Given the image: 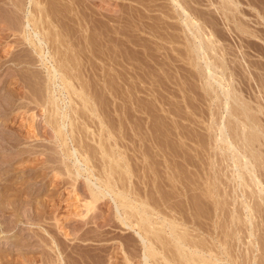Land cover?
I'll use <instances>...</instances> for the list:
<instances>
[{
	"label": "rangeland",
	"instance_id": "374dc122",
	"mask_svg": "<svg viewBox=\"0 0 264 264\" xmlns=\"http://www.w3.org/2000/svg\"><path fill=\"white\" fill-rule=\"evenodd\" d=\"M7 1L9 0H0V185H3L2 187L9 185L7 186L9 189L15 187L13 191L15 189L14 192H17L18 195L29 194L30 198L26 199L28 200V204L26 203L28 206H24L23 204L18 206L14 203L15 207H17V210H15L17 213L14 212L12 215H9L8 218L6 217L5 219L7 220L0 217V264H95L94 261H98L94 260L97 256L100 260L102 257L104 258V260H101L103 261L102 263L98 261L100 264H124V261H122L125 257L124 253L128 254L129 252H135L134 255L137 254L138 256L142 248L133 230L126 229V227L120 223V217H122L121 219L123 220L129 216H134L138 219L140 215L136 216L135 212L138 214L140 210L144 211L142 206L141 209L140 206H138L139 204L134 202L136 195L138 196L137 200L140 197V202L146 204L144 205L145 209L146 207L147 209H152L151 211H153V213L151 211L148 212L149 209L146 212L149 213L148 217L150 216V221L153 223L155 221V225L156 223L158 224V222L160 224L165 218L166 221H162L164 225L176 223L177 227L179 226L177 231L179 233L181 232L180 234L184 235V233H188L186 235H189L190 241L192 239V246L195 247L197 244L199 246V248L196 246L197 248L195 247V250H199L198 252L201 255L206 253V258H204L205 260L207 259L206 264L208 262L210 263L208 258L209 260H216H213L215 261L214 263L211 261L212 264H232L233 259L236 260L237 263L240 262V264H264V0H234L236 1L237 9H234L233 6L230 5L226 7V9L229 8L228 10L230 11H226V9L224 11V0H189L191 1L190 7L193 8L194 12L198 13L199 17L201 14V17L203 16V18H206V21H204L198 19L199 17L196 16V18L198 17L197 20L202 23L204 29L203 34H208L207 37L211 38L215 47L218 45L216 47L217 50H215L216 52L214 51L215 53L209 52L211 62H215V65L220 67L221 60H224V66L227 67H225L226 73L224 72L223 75L220 74L221 68L214 69L213 74L216 72L214 75L216 79H209V81L205 79L207 78V71L204 70L206 69L205 63L207 60L203 59L201 61L198 57L195 58L196 54H193L194 56L192 55V53H195L194 51L191 52L194 43L190 36L182 30L183 27L180 29L181 26H179L180 35L179 30L175 31L173 27H169V23L168 25H164L163 28H160L162 21H157L154 16L158 15L161 17L162 14L159 12L161 6H159L160 3H158L157 7H155V3H157L155 0H152L153 2L155 1V3L149 2L150 0H145L149 3L144 2V0L143 2H141L142 0H80L82 2L81 6L79 5V1H75L77 4L79 3L78 5L80 8L82 5L85 6L86 4L89 8L92 7L90 8L91 13H89L90 11L85 13L83 9L81 10L84 12L80 11L78 13V16L81 15V18L85 19V21H89V23L82 20L86 26L85 28H80V30L78 29L80 33L76 30L78 28L77 25L70 24V26H66V29L70 30L65 32L66 30L63 29V32L66 33V37H68L65 38V34L62 33V35H64L62 39L65 40V42L67 40L65 44L68 45L67 49L70 51H66L69 54V60L72 58L73 63L75 62L80 68L83 67L81 78H83L82 81L84 85L86 84L84 87L87 89L85 90L83 87V90L86 95L89 93L91 98H94L92 95L95 94L94 96H96L97 99H92V105H96L93 107L97 108L96 115L99 114L98 117L95 118V124H85L84 127L82 124V126H79V130H77L78 134L76 133L75 135V133H73L77 138L78 136L80 138V135H83V137L85 136L84 139L80 138L85 143L84 145H86L84 146L85 149L80 151L81 153L83 152L84 160L86 161L87 159L88 161L86 163L87 166L89 168L94 167L92 170L96 175L95 179L94 177L91 179L89 174L83 173L76 182L72 180V176H69L65 167L63 168V165L58 167L56 163L58 155L55 152V148L58 146L54 143L55 139L53 138L55 133L52 129V125L54 124L51 125L52 122L48 124L45 122V119H47L46 116H49L48 112L42 108L40 105L41 103L37 100H32V91L31 88H29L30 83L28 82V75L30 76L32 73L37 74L39 72L41 74L38 73V75L44 76L43 74H45V71L39 64H36V67L34 65L32 67L29 65L25 66L23 63L19 64L20 60H22V58L20 59L21 55L24 58L25 56L23 55L29 54V52H24L23 46L20 44V47L18 44L20 42L18 41L17 43V37L10 36L11 32L8 31V27L4 28L9 20L12 19V14H15L14 11L11 10V6L6 7L9 5ZM4 2H6L5 5ZM53 2L54 0H52V3ZM62 2H66L65 4L68 2V4H70L71 2L74 3V0ZM56 3H58V1ZM141 3L146 6H143ZM54 4L55 3H53V5ZM27 5L26 7L28 8ZM70 7L73 6L70 5ZM130 8L134 11L130 13L131 16L134 13L132 17L129 15V11H131ZM110 10L114 11L110 13ZM139 10L140 12H138ZM68 11L71 13L69 12L67 14H72L68 16H74L75 12L71 10ZM223 11L227 12V16L231 15L228 17L231 21L228 20L229 22H224L226 17L221 14ZM27 12L28 10H26L24 14H21V18L26 17ZM120 12L125 14L123 15ZM208 13H210V15ZM89 14L97 15L96 17L101 19L102 22L106 21L105 23H108L106 25L110 27L113 26V31H115L114 33L116 34L112 36L113 39L116 38L111 41L105 39L104 30L107 32V26L105 27V24L102 22L101 24L103 26L101 24V27L99 25V27L95 26L98 28L94 31V21H90L91 18ZM116 14L117 16L119 15L118 17L121 16L123 20L120 19L117 22L116 19V23H112V21L110 22L109 20L107 21V15H114L117 18ZM141 14L154 17V23L152 21L153 18L150 20L147 19L150 18V16H145L146 18L143 16V18H145L144 20L142 17L139 18ZM98 15L100 17H98ZM232 16H234L235 19L234 17L232 18ZM58 18L59 16L57 19L55 16L57 22L59 21ZM62 18L60 17L59 19ZM212 18L214 19L213 21ZM132 19L133 22H131ZM209 19H211V21ZM239 19L242 20L240 21ZM56 20L53 21L56 22ZM166 20L167 22H172L168 19ZM238 20L240 22L237 24ZM156 21L160 22V25L158 24L157 26ZM214 21H216V24ZM205 22L211 23L207 24ZM88 24L90 26H88ZM95 24L97 25L99 23ZM137 24L139 27L134 28L138 26ZM240 27L243 29L245 28L244 31H242L243 29H240ZM133 29H135V31ZM74 30L80 35L78 33L76 35ZM171 32L174 36L178 33L180 37L177 35L178 38H174ZM99 33L102 38L98 36ZM158 33L161 37L160 35L158 36ZM187 36L190 41L192 40L191 43L193 44H188L189 40H186L188 39ZM2 37L4 39H1ZM76 37L81 38L76 40ZM176 39H178V41ZM77 43L80 48L78 46L76 47ZM113 45L117 47L115 48ZM190 46L191 49L189 48ZM78 48L82 51V54L79 53L80 51ZM62 50H64V48H62ZM74 51L75 53H73ZM20 52H22V54ZM74 54H76V56L81 55L82 57H72ZM109 59L111 61H109ZM219 59H221L220 62ZM14 61H19V63ZM76 62H79V64ZM26 68L28 70L31 68V71H27ZM148 69L149 71H147ZM88 72H90V74ZM215 81L219 83L217 84ZM226 91H230L232 98H234L228 99L227 101V98H224L226 97L224 95ZM10 93L11 95L9 96ZM71 97L74 98L71 99L73 102H71V100L69 102L67 97L65 99V102H68L67 106L69 107V113H71L70 109L75 108L74 110H79L78 106H81V102L78 104L80 100L76 96L72 94ZM32 101H34V103ZM226 101L228 102L227 108L224 107ZM35 102H37V104H35ZM239 105H243L244 108ZM81 107L83 109V106ZM88 107L91 108L90 106H87V108ZM82 111H85V109ZM87 112L88 110L86 109L85 116L87 117H84L90 122L93 116L90 112ZM100 120L102 123L99 122ZM100 124H102V126ZM222 126L226 127V133H223V136L220 132ZM253 126L256 127L257 131L253 129ZM80 131H87V133H85V135L83 132L79 134ZM254 132L258 136L257 141H254L251 146H246V142L244 145L241 144V138L244 139L245 137L248 139ZM109 136L112 138L110 137V139ZM225 136L230 139L226 142L228 143L231 141L232 145H228L226 142L224 143L222 141L225 139ZM99 143L101 145L103 144L102 147L105 145L104 149L101 148V145H98ZM69 144H71V141ZM100 149H102V151ZM105 149L106 152L108 151V154L103 152ZM54 152L57 156H55ZM102 152L104 154L106 153V155H103ZM253 152L256 153L259 158V160L256 161L251 158L253 166L256 167L254 176H257L256 178L258 180L253 177V174L245 171V169L243 171L242 167V164L245 165L247 162L245 159L241 158V155L243 154L250 158ZM50 154L52 158H49ZM52 154H54V156ZM237 154L240 156V160L237 159ZM111 156H113V159ZM247 166L251 169V165L248 164ZM110 171H113V174L111 173L112 175L110 173V175L108 174ZM34 172L36 174H34ZM37 175H39V177ZM238 176L240 177L238 178ZM108 177L113 181L111 183H113L114 186L111 184L110 187H115L114 189L112 188V190L116 191V195L122 192V188L127 192V196L125 199L123 197V200L121 198L119 200V197L117 200L114 195L115 198L112 196L117 204L119 203L125 208L127 207V211L125 210L126 213L120 208V205L119 208L122 211L118 209V212L121 211V214H116L114 203L110 200V197H106L99 201L96 200L97 204L94 202L95 200H93V205H96V209H93L85 219L79 217L85 214V203L91 200L88 195L87 180H91V182L98 185L101 184L102 181L106 183ZM97 178L101 180V183L97 181ZM108 185L109 184L105 186L104 184L103 186L107 189ZM128 190L132 191L129 192L131 198L128 195ZM127 197L130 199L128 200L129 203L126 202ZM161 198L164 200L162 201ZM12 200H15V197ZM131 202H134V206L130 208L128 204H132ZM247 205L248 210H244ZM26 206H30V209ZM136 208L138 210H136ZM129 209H131L132 212L135 211L134 214L131 213ZM117 215L120 217H117ZM123 215L126 218H124ZM110 217L111 219H109ZM130 218H128V221ZM135 218L132 219L136 221L137 219ZM140 218L141 216L137 221H139ZM132 219H130V222L127 221V223H135ZM83 222L84 224L81 225ZM147 227L148 226H146V229L135 227V229L136 231L144 232V230L148 229ZM183 227L187 229L185 230ZM159 228L162 230L161 226L155 229ZM149 230L150 229H148V231ZM177 231L176 234H178ZM143 232L142 235L145 233ZM163 232H166L164 234L167 236L163 235ZM163 232H161L160 235L162 234L161 236H164L163 238L168 239L166 241L163 240L165 247L159 244L156 246V243L155 246L159 247V249L161 248V250L163 247L165 250L167 248L166 252H164L165 254L173 250L172 253H174H170L171 257L169 253L166 254L169 255L167 258L170 264L180 263V261L172 263L174 262L172 256L175 255L178 257L177 255H180V253L176 251V255L174 248L169 244V241L173 242V240L171 241V239H169L170 237L167 234L168 229L164 228ZM149 235H147V237ZM111 236L114 237L112 238ZM148 238L151 239L150 241L154 240L152 235ZM221 243L224 244V248ZM130 245L132 247H130ZM219 245L222 246V248L219 247ZM200 247H202V250ZM57 248L59 250L61 249L60 252ZM187 248L189 247L187 246ZM208 249L212 251L207 254L206 251H209ZM223 250L227 253L221 252ZM220 252L222 254H219ZM230 252L232 253L231 256L229 255ZM226 254L232 258H228ZM233 255L235 258H233ZM9 256L10 258H8ZM89 258H91L92 261H90ZM229 259H232V261H229ZM136 260L137 259L134 260L133 264H139V261L136 262ZM217 260L219 262H217ZM236 262L233 264H237Z\"/></svg>",
	"mask_w": 264,
	"mask_h": 264
},
{
	"label": "bare ground",
	"instance_id": "6f19581e",
	"mask_svg": "<svg viewBox=\"0 0 264 264\" xmlns=\"http://www.w3.org/2000/svg\"><path fill=\"white\" fill-rule=\"evenodd\" d=\"M3 1V0H2ZM6 1V0H5ZM58 1V3H56ZM62 1H68V0H54V2L53 3H55L54 5H53V3H52V0H9V1H7V3L9 2V5H7L6 7H8V6H11V10H13L14 11V13L15 14H12L13 16H12V19L11 20H9V22H8V24L6 25V26H4V28L5 27H8V31H10L11 32V35L10 36H15V37H17V43H18V41L20 42V43H18L19 45L21 44L22 46H23V48H24V52H29V54H26V55H23V56H25L24 58L22 57V55H21V57H20V59L22 58V60H20V63H19V61H14V62H16V63H19V64H21V63H23V64H25V66L26 65H29V66H35L36 64H39V66L45 71L44 73L45 74H43L44 76H42V75H38V73L37 74H33L32 72H30V73H32L30 76L28 75V78H29V80H28V82L30 83L29 84V88H31V91H32V100L34 99V100H37L39 103H41L40 105L42 106V108L46 111V112H48V117L46 116V118L47 119H45V122L48 124V123H51V125L52 124H54V125H52L53 127H55V124H56V127L55 128H53L52 126V129H53V132L55 133V135H54V138L53 139H55L54 140V143L58 146L57 148H55V150H53V151H55L56 153H57V155H58V158L56 159V163H57V165H58V167L59 166H62L63 165V168L65 167V170H66V172L69 174V176L71 177L72 176V180L74 181V182H76V180L78 179V178H80L81 176H82V174L83 173H87V174H89L90 176H91V179H92V177H94V179H95V177H96V175L93 173V170L92 169H94V167L93 168H89L88 166H87V159H86V161L84 160V156H83V152L81 153V151L80 150H84L85 148H84V146H86V145H84L85 143L83 142V140H81L82 138L84 139V137H83V135H80L81 137V139L79 138V136H78V138L76 137V136H74V134L73 133H75V135H76V133L78 134V132H77V130H79V126H82V124H83V127H84V125L85 124H91V123H94L95 124V118H97L98 117V115L99 114H97L96 115V109L97 108H95V107H93V106H96V105H92L93 103H92V99H97L96 98V96H94V95H92V97H94V98H91V95L89 94V96H88V94L86 95V93L84 92V90H83V87L84 86H86V84L84 85V83H83V78H81V72H83L82 71V68L83 67H81L80 68V66H78L77 64H75V62L73 63V59L71 58L70 60H71V62L73 63H71L70 62V60H69V58H68V52H66L67 50L69 51V49H67L68 47V45L67 44H65L66 42H67V40H66V42H65V40H63L62 39V36H64V35H62V33L63 34H65V38H67L66 37V33H64L63 32V29L64 30H66L65 32H68L69 30H67L66 29V26H70V24H75V25H77L78 26V28L76 29V30H80V28L82 29V28H85V26L86 25H84V23L82 22V20H84L85 21V19H83V18H81V15L80 16H78V13L80 12V11H83V10H85V13L87 12H89L90 11V8H92V7H88V6H86L85 4V6H83L82 5V7L80 8V6H81V1L80 0H74V3L73 2H71L70 4H68V2H67V4H65V3H63ZM71 1V0H70ZM75 1H79L80 2V6L77 4V2H75ZM133 1H135V0H133ZM136 1H139V0H136ZM155 1L157 2V3H155ZM154 2L152 1V0H150L149 2H153V3H155L156 4V6L155 7H157V5H158V3H160L159 4V6H161V8H162V10H161V8H160V10H159V12L162 14H159V15H161V17H159L158 15L157 16H154L155 17V19H157V21H162L161 22V26H160V28H163L164 27V25H168V23H169V27H173V29L175 30V31H178L179 30V26H181L180 27V29L182 28V30L187 34V35H189L190 36V38L193 40H191L193 43H194V45H193V50H191V52H195V53H192V55L193 54H196L195 55V58L196 57H198V59H200L201 61L204 59H206L207 61H206V63H205V66H206V69H204V70H206L207 72V78H205L206 80H208L209 81V79H211V80H214V78H215V73L213 74V72H214V69H217V68H221V75H223V73L225 72L226 73V66H224V63H223V61L221 60V59H219V62H220V60H221V62H220V67L219 66H216L215 65V62L214 63H212L211 62V59H210V56H209V52H214L215 50H217L216 49V47L218 46H216L215 47V45H214V43L211 41V38H209V37H207V33L204 35L203 34V32H204V29H203V26H202V23L201 22H199V20H197V18L199 17L198 15V13H195L194 12V10H193V8L192 7H190V3H191V1H189V0H155ZM237 1H239V0H237ZM141 2H143V0L141 1ZM144 2H147V1H145L144 0ZM149 2H147V3H149ZM224 3H223V8H224V11H225V9H226V7H228V6H233V8L234 9H237V5H236V1H234V0H224L223 1ZM252 2V1H251ZM5 3L6 2H4V5H5ZM73 3V4H72ZM76 3V4H75ZM104 3V2H103ZM136 3V2H135ZM146 3V4H147ZM201 3V2H200ZM28 4V5H27ZM58 4V5H57ZM109 4V3H108ZM141 4H143V3H141ZM154 4V5H155ZM26 5L28 6V8L26 7ZM70 5L71 6H73V7H70ZM95 5V4H94ZM93 5V6H94ZM117 5V4H116ZM128 5H129V3H128ZM149 5V4H148ZM213 5H215V4H213ZM249 5V4H248ZM1 6V5H0ZM3 6V5H2ZM124 6V5H123ZM126 6V5H125ZM143 6H146V5H144L143 4ZM12 7H13V9H12ZM117 7V6H116ZM127 7V6H126ZM130 7V6H129ZM132 7H133V5H132ZM148 7V6H147ZM151 7V6H150ZM10 8V7H9ZM96 8V7H95ZM119 8H120V6H119ZM149 8V7H148ZM147 8V9H148ZM163 8H164V11H163ZM28 10V12H27V16L26 17H24V18H21V14H24L25 13V11L26 10ZM81 9H83V10H81ZM100 9V8H99ZM133 9H134V7H133ZM133 9L132 8H130V10L131 11H129V15H130V13H132V12H134L133 11ZM140 9V8H139ZM157 9V8H156ZM159 9V8H158ZM222 9V8H221ZM229 9V8H228ZM228 9H226V11H230V10H228ZM68 10H71L72 12H75L74 13V16H68V15H72V14H67V13H69L70 11H68ZM96 10V9H95ZM118 10V9H117ZM121 10V9H120ZM125 10V9H124ZM126 10H127V8H126ZM129 10V9H128ZM145 10H146V7H145ZM149 10V9H148ZM10 11V10H9ZM111 11L112 10H110L109 12L111 13ZM114 11V10H113ZM112 11V12H113ZM137 11V10H136ZM143 11V10H142ZM156 11H158V10H156ZM222 12L221 14L222 15H224V17H226L225 19L226 20H224V22L226 21V22H229V21H231V20H229L228 19V17H230V16H227L228 14H227V12ZM233 11V10H232ZM237 11V10H236ZM241 11V10H240ZM4 12V11H3ZM6 12V11H5ZM84 12V11H83ZM82 12V13H83ZM115 12H117V11H115ZM126 12V11H125ZM138 12H140V10L138 11ZM138 12H136V13H138ZM151 12V11H150ZM71 13V12H70ZM84 13V14H85ZM89 13H91V11L89 12ZM93 13V12H92ZM118 13V12H117ZM121 13V12H120ZM145 13V12H144ZM220 13V12H219ZM239 13V12H238ZM2 14V13H1ZM84 14H83V16H84ZM95 14H97V13H95ZM108 14V13H107ZM113 14V13H112ZM121 14H123V13H121ZM125 14V13H124ZM123 14V15H124ZM126 14H127V12H126ZM197 14V15H196ZM205 14V13H204ZM209 15H210V13H208ZM230 14V13H229ZM51 15V16H50ZM86 15V14H85ZM90 15V18H91V22H93L94 21V23H93V30L95 31V29H97L99 26H100V24H101V19H99V18H97L96 16L97 15H91V14H89ZM100 15V14H99ZM98 15V17H100ZM115 15V14H114ZM108 16L107 15V21L109 20L110 22L112 21V23L114 22V23H116L115 22V20L118 22V20H120L122 17L120 16V17H118L117 16V14H116V16H117V18L115 17V16ZM128 15V16H129ZM133 15H134V13H133ZM132 15V16H133ZM139 15H140V13H139ZM203 15V14H202ZM207 15V14H206ZM209 15H207V16H209ZM9 16H10V14H9ZM54 17V19H53V17ZM55 16H56V19H57V17L59 16V18L61 17H63L62 19H59L58 18V22H57V20L55 19ZM102 16H104V15H102ZM131 16V15H130ZM131 16V17H132ZM143 16L145 17V16H147V15H145V14H141V16L139 17V18H143ZM150 16V15H149ZM149 16H147V17H149ZM196 16H198L197 18H196ZM205 16V15H204ZM241 16V15H240ZM261 16H263V15H261ZM86 17V16H85ZM154 17H152V16H150V18H147V19H151V18H153V23H154ZM157 17V18H156ZM200 17H201V14H200ZM198 18V19H202V20H204V21H206V18H203V16L201 17V18ZM213 17V16H212ZM223 17V16H222ZM223 17V18H224ZM234 16H232V18H233ZM115 18V19H114ZM125 18V17H124ZM135 18H137V17H135ZM146 18V17H145ZM145 18H143V20L145 19ZM232 18H230V19H232ZM127 19V18H126ZM166 19H168V20H170V21H172V22H167V20ZM234 19H235V17H234ZM264 19V18H263ZM56 20V22H54V21ZM104 20V19H103ZM121 20H123V19H121ZM137 20H139V19H137ZM210 21H211V19H209ZM214 19L212 18V21H213ZM229 20V21H228ZM233 20V19H232ZM240 20V19H239ZM237 21V24H238V22H240V21ZM87 21V20H86ZM85 21V22H86ZM136 21V20H135ZM139 21H141V20H139ZM147 21V20H146ZM156 21V22H157ZM204 21H203V24H204ZM207 21H208V19H207ZM217 21V20H216ZM216 21H214L215 22V24H216ZM236 21V20H235ZM249 21V20H248ZM88 23H89V21H87ZM106 22V21H105ZM105 22H102L103 24H105L104 26L106 27L107 26V32L104 30V32H105V39H109L110 41L113 39V36L112 35H115L116 33H114L115 31H113V26H108V25H106V24H108V23H105ZM128 22V21H127ZM131 22H133V19H132V21ZM143 22V21H142ZM218 22V21H217ZM233 22V21H232ZM245 22V21H244ZM243 22V23H244ZM7 23V22H6ZM56 25H55V24ZM82 23H83V25H82ZM95 23H99V24H95ZM122 23V22H121ZM135 23V22H134ZM134 23H132V24H134ZM145 23V22H144ZM160 22H157V26H158V24H159ZM200 23V24H199ZM205 23H207V22H205ZM209 23H211V22H208L207 24H209ZM242 23V24H243ZM248 23V22H247ZM90 24H92V23H90ZM95 24V25H94ZM129 24V23H128ZM143 24V23H142ZM212 24H213V22H212ZM214 24V25H215ZM230 24V23H229ZM99 25V26H98ZM102 25V24H101ZM115 25V24H114ZM118 25H120V24H118ZM123 25V24H122ZM138 25V24H137ZM148 25H150V24H148ZM160 25V24H159ZM224 25V24H223ZM241 25V24H240ZM244 25V24H243ZM243 25H242V27H243ZM248 25V24H247ZM72 26V25H71ZM88 26H90L89 24H88ZM95 26H98V27H95ZM103 26V25H102ZM206 26V25H205ZM246 26V25H245ZM244 26V27H245ZM250 26V25H249ZM75 27V26H74ZM101 27V26H100ZM109 27V28H108ZM129 27V26H128ZM137 27H139V25L138 26H136V27H134V28H137ZM168 27V26H167ZM167 27H165V28H167ZM239 27V26H238ZM242 27H240V29H243ZM248 27V26H247ZM131 28V27H130ZM152 28V27H151ZM156 28V27H155ZM178 28V29H177ZM236 28V27H235ZM3 29V28H2ZM172 29V30H173ZM211 29H212V26H211ZM239 29V28H238ZM245 29V28H244ZM244 29L242 30V31H244ZM247 29V28H246ZM79 30H78V32H79ZM85 30V29H84ZM92 30V29H91ZM101 30V29H100ZM117 30V29H116ZM134 31H135V29H133ZM133 30H132V32H133ZM142 30V29H141ZM161 30V29H160ZM166 30V29H165ZM168 30V29H167ZM206 30V29H205ZM4 31V30H3ZM87 31V30H86ZM85 31V32H86ZM113 31V32H112ZM140 31V30H139ZM241 31V30H240ZM245 31H247V30H245ZM71 32V31H70ZM72 32H73V30H72ZM74 32H76L75 30H74ZM78 32H76V35H77V33ZM82 32V31H81ZM91 32V31H90ZM97 32V31H96ZM95 32V33H96ZM158 32V31H157ZM157 32H156V34H157ZM207 32V31H206ZM80 33V32H79ZM78 33V34H79ZM92 33V32H91ZM102 33V32H101ZM144 33H145V31H144ZM149 33V32H148ZM172 33V32H171ZM174 33H176V32H174ZM214 33V32H213ZM245 33V32H244ZM5 34V33H4ZM68 34V33H67ZM72 34V33H71ZM90 34V33H89ZM130 34V33H129ZM136 34H137V32H136ZM155 34V33H154ZM182 34V33H181ZM211 34V33H210ZM246 34V33H245ZM248 34H249V32H248ZM252 34V33H251ZM9 35V34H8ZM80 35V34H79ZM78 35V36H79ZM82 35V34H81ZM91 35V34H90ZM104 35V34H103ZM123 35H124V33H123ZM132 35V34H131ZM138 35V34H137ZM160 34L158 33V36H159ZM172 35H173V37L174 38H178V36L180 35V30H179V35H178V33H177V35H175L174 36V34L172 33ZM224 35V34H223ZM71 36V35H70ZM73 36V35H72ZM77 36V37H78ZM85 36V35H84ZM98 36H100V33H99V35ZM98 36H96V37H98ZM140 36V35H139ZM152 36V35H151ZM154 36V35H153ZM209 36H211V35H209ZM253 36V35H252ZM5 37V36H4ZM74 37V36H73ZM76 37V38H77ZM81 37H83V36H81ZM81 37H79V38H81ZM101 37V36H100ZM160 37H161V35H160ZM164 37V36H163ZM167 37V36H166ZM180 37V36H179ZM222 37V36H221ZM64 38V39H65ZM79 38H77L76 40H79ZM102 38V37H101ZM116 38V37H115ZM114 38V39H115ZM132 38V37H131ZM135 38V37H134ZM156 38V37H155ZM173 38V39H174ZM185 38H186V36H185ZM187 38H188V36H187ZM212 38H213V36H212ZM256 38V37H255ZM1 39H4L3 37L1 38ZM113 39V40H114ZM143 39V38H142ZM168 39V38H167ZM7 40V39H6ZM13 40H14V38H13ZM72 40V39H71ZM95 40V39H94ZM98 40V39H97ZM125 40V39H124ZM133 40V39H132ZM175 40V39H174ZM177 41H178V39H176ZM187 41L189 40V38L188 39H186ZM185 40V41H186ZM216 40V39H215ZM69 41V40H68ZM83 41V40H82ZM81 41V42H82ZM99 41V40H98ZM104 41V40H103ZM109 41V42H110ZM128 41H131V40H128ZM136 41V40H135ZM134 41V42H135ZM146 41V40H145ZM169 41V40H168ZM183 41V40H182ZM191 41L189 40L187 43L188 44H193V43H191ZM217 41V40H216ZM77 42V41H76ZM88 42V41H87ZM94 42V41H93ZM96 42V41H95ZM176 42V41H175ZM174 42V43H175ZM180 42V41H179ZM13 43H14V41H13ZM172 43V42H171ZM171 43H169V44H171ZM69 44V43H68ZM91 44H92V42H91ZM123 44V43H122ZM148 44V43H147ZM156 44V43H155ZM186 44V43H185ZM21 45H20V47H21ZM82 45H83V43H82ZM103 45V44H102ZM105 45V44H104ZM116 45V44H115ZM118 45V44H117ZM121 45V44H120ZM119 45V46H120ZM140 45V44H139ZM14 46V45H13ZM78 46V43L76 44V47ZM114 46V45H113ZM145 46H147V45H145ZM145 46H143V47H145ZM153 46H154V44H153ZM192 46V45H191ZM191 46L189 47L190 49H191ZM79 47V46H78ZM85 47V46H84ZM92 47V46H91ZM104 47V46H103ZM106 47V46H105ZM112 47V46H111ZM115 47V46H114ZM117 47V46H116ZM115 47V48H116ZM122 47V46H121ZM124 47H125V45H124ZM159 47V46H158ZM62 48H64V50H62ZM80 48V47H79ZM79 48H78V50H79ZM130 48V47H129ZM149 48V47H148ZM19 49V48H18ZM82 49V48H81ZM126 49V48H125ZM145 49V48H144ZM151 49V48H150ZM157 49V48H156ZM162 49V48H161ZM219 49V48H218ZM71 50V49H70ZM76 50H77V48H76ZM115 50V49H114ZM120 50H122V49H120ZM80 51V50H79ZM79 51H76V52H79ZM105 51V50H104ZM147 51V50H146ZM167 51V50H166ZM70 52V51H69ZM82 51H80L79 53L80 54H82L81 53ZM124 52V51H123ZM216 52V51H215ZM214 52V53H215ZM21 54H22V52H20ZM73 53H75V51L73 52ZM100 53V52H99ZM120 53V52H119ZM122 53V52H121ZM145 53V52H144ZM149 53V52H148ZM160 53V52H159ZM13 54V53H12ZM72 54V53H71ZM78 54V53H77ZM96 54V53H95ZM112 54H113V51H112ZM140 54V53H139ZM156 54V53H155ZM19 55V54H18ZM152 55V54H151ZM162 55V54H161ZM6 56V55H5ZM13 56V55H12ZM59 58H58V57ZM75 57L76 56V54H74V55H72V57ZM82 57L81 55H78V56H76V57ZM114 56V55H113ZM116 56V55H115ZM124 56V55H123ZM147 56V55H146ZM194 56V55H193ZM17 57V56H16ZM56 57H57V59H56ZM120 57V56H119ZM215 57V56H214ZM115 58V57H114ZM138 58V57H137ZM220 58V57H219ZM222 58V57H221ZM16 59V58H15ZM18 59H19V57H18ZM77 59V58H76ZM81 59V58H80ZM79 59V60H80ZM89 59V58H88ZM125 59V58H124ZM197 59V60H198ZM14 60V59H13ZM101 60V59H100ZM127 60V59H126ZM138 60V59H137ZM136 60V61H137ZM196 60V59H195ZM7 61V60H6ZM9 61V60H8ZM75 61V60H74ZM109 61H111L110 59H109ZM130 61V60H129ZM143 61H145V60H143ZM217 61V60H216ZM117 62V61H116ZM127 62V61H126ZM198 62H199V60H198ZM204 62V61H203ZM76 63H78L79 64V62H76ZM216 63H218V62H216ZM223 63V64H222ZM13 64H15V63H13ZM85 64V63H84ZM105 64V63H104ZM116 64V63H115ZM132 64V63H131ZM158 64V63H157ZM221 64H222V66H221ZM15 65H17V64H15ZM90 65V64H89ZM107 65V64H106ZM218 65V64H217ZM226 65V64H225ZM19 66V65H18ZM22 66V65H21ZM28 66V67H29ZM95 66V65H94ZM137 66V65H136ZM143 66V65H142ZM204 66V67H205ZM36 67V66H35ZM92 67V66H91ZM98 67V66H97ZM148 67V66H147ZM226 67V68H225ZM20 68H22V67H20ZM135 68V67H134ZM141 68V67H140ZM144 68V67H143ZM142 68V69H143ZM117 69V68H116ZM133 69V68H132ZM136 69V68H135ZM141 69V70H142ZM144 69H146V68H144ZM26 70L27 71H31V68L28 70L27 68H26ZM81 70V71H80ZM95 70V69H94ZM98 70V69H97ZM108 70V69H107ZM85 71V70H84ZM100 71V70H99ZM112 71V70H111ZM115 71V70H114ZM121 71V70H120ZM133 71H135V70H133ZM147 71H149V69L147 70ZM17 72V71H16ZM42 72V71H41ZM86 72V71H85ZM106 72V71H105ZM117 72V71H116ZM139 72V71H138ZM141 72V71H140ZM205 72V71H204ZM25 73V72H24ZM89 74H90V72H88ZM97 73V72H96ZM112 73V72H111ZM144 73V72H143ZM149 73V72H148ZM39 74H41V73H39ZM83 74V73H82ZM101 74V73H100ZM99 74V75H100ZM120 74V73H119ZM122 74V73H121ZM22 75V74H21ZM20 75V76H21ZM93 75H94V73H93ZM113 75V74H112ZM139 75H140V73H139ZM205 75V76H206ZM14 76V75H13ZM92 76V75H91ZM90 76V77H91ZM110 76V75H109ZM73 77H74V79H73ZM145 77H147V76H145ZM21 78V77H20ZM18 79V78H17ZM25 79V78H24ZM91 79V78H90ZM118 79V78H117ZM216 79V78H215ZM93 80V79H92ZM90 81V80H89ZM26 82V81H25ZM88 82V81H87ZM109 82V81H108ZM122 82V81H121ZM216 82V81H215ZM124 83V82H123ZM217 83V82H216ZM219 83V82H218ZM217 83V84H218ZM13 84V83H12ZM94 84V83H93ZM97 84V83H96ZM125 84V83H124ZM209 84V83H208ZM214 84V83H213ZM28 86V85H27ZM94 86H95V84H94ZM223 86V85H222ZM25 87V86H24ZM107 87V86H106ZM109 87V86H108ZM211 87V86H210ZM85 88V87H84ZM208 88V87H207ZM220 88V87H219ZM93 89V88H92ZM142 89V88H141ZM215 89V88H214ZM12 90V89H11ZM11 90H10V92H11ZM85 90H87L86 88H85ZM145 90V89H144ZM228 90V89H227ZM24 91V90H23ZM29 91V90H28ZM94 91H96V90H94ZM116 91V90H115ZM8 92V91H7ZM20 92V91H19ZM128 92V91H127ZM26 93V92H25ZM141 93V92H140ZM145 93V92H144ZM233 93V92H232ZM14 94V93H13ZM13 94H12V96H13ZM19 94H21V93H19ZM74 95V96H76L80 101L78 102V104L80 103L81 104V106H83V109H82V107L81 106H78V108H79V110H74L75 108H72V109H70L71 110V113H69L68 111H69V107L67 106V103L65 102V99H66V97L69 99V102H70V100L71 99H74V98H72L71 97V95ZM92 94V93H91ZM143 94V93H142ZM6 95V94H5ZM11 95V93L9 94V96ZM25 95V94H24ZM28 95V94H27ZM115 95V94H114ZM119 95V94H118ZM124 95H126V94H124ZM224 95L226 96V97H224L227 101H228V99H233L232 98V96H231V92L229 91H226V94L224 93ZM29 96V95H28ZM7 97V96H6ZM14 97H15V95H14ZM26 97V96H25ZM90 97V98H89ZM98 97V96H97ZM115 97V96H114ZM230 97V98H229ZM5 98V97H4ZM76 98V100L78 101V99ZM128 98V97H127ZM142 98V97H141ZM12 99V98H11ZM123 99V98H122ZM236 99V98H235ZM17 100V99H16ZM93 100V101H94ZM119 100H120V98H119ZM124 100V99H123ZM76 101V102H77ZM142 101V100H141ZM226 101V103H225V105H224V107L225 108H227V106H228V102ZM235 101V100H234ZM33 103H34V101H32ZM71 102H73L72 100H71ZM123 102V101H122ZM125 102V101H124ZM138 103V102H137ZM236 103V102H235ZM24 104H25V102H24ZM35 104H37V102H35ZM88 104V105H87ZM90 104V105H89ZM119 104V103H118ZM139 104H141V103H139ZM32 105V104H31ZM39 105V106H40ZM146 105V104H145ZM38 106V105H37ZM36 106V107H37ZM87 106H90L91 108H87ZM119 106V105H118ZM239 106H242L243 107V105H239ZM80 107H81V109L82 110H84L85 109V111H86V109L88 110V112H90V114L93 116V118H91L90 119V116H89V119H90V122L88 121V119H86L85 117H87V116H85L86 115V113H85V111H82L81 109H80ZM23 108V107H22ZM142 108V107H141ZM244 108V107H243ZM120 109V108H119ZM145 109H147V108H145ZM242 109V108H241ZM246 109V108H245ZM6 110V109H5ZM228 110V109H227ZM248 110V109H247ZM119 111V110H118ZM87 112V113H88ZM244 112V111H243ZM69 113V114H68ZM47 114V113H46ZM150 114V113H149ZM85 116V117H84ZM157 116V115H156ZM232 116V115H231ZM243 117H244V115H243ZM138 119H140V118H138ZM239 120V119H238ZM251 120V119H250ZM253 121V120H252ZM99 122H101V120L99 121ZM250 122V121H249ZM248 122V123H249ZM102 123V122H101ZM244 123V122H243ZM141 124V123H140ZM101 126H102V124H100ZM138 125H139V123H138ZM243 125V124H242ZM100 126V127H101ZM225 126V125H224ZM224 126H222L221 127V129H220V132L222 133V136H223V133L225 134L226 132V127H224ZM240 126V125H239ZM239 126H238V128H239ZM97 127V126H96ZM242 127H244V126H242ZM254 128V130L255 131H257L256 130V127L255 126H253ZM113 128V127H112ZM247 128V127H246ZM251 128V127H250ZM258 128V127H257ZM72 129V130H71ZM84 129V128H83ZM102 129V128H101ZM108 129V128H107ZM106 129V130H107ZM71 130V131H70ZM81 130H82V127H81ZM103 130V129H102ZM135 130V129H134ZM244 130V129H243ZM242 130V131H243ZM85 131V130H84ZM113 131V130H112ZM81 132H83V131H80V133L79 134H81ZM84 133V135H85V133H87V131L86 132H83ZM82 133V134H83ZM110 133V132H109ZM108 133V134H109ZM244 133V132H243ZM73 135V136H72ZM109 135H111V134H109ZM135 135H137V134H135ZM152 135V134H151ZM155 135V134H154ZM111 136H109V138H110ZM159 137V136H158ZM242 137V136H241ZM240 137V138H241ZM247 137H248V135H247ZM258 136L255 134V132L253 133V134H251V137H248V139L247 138H245L244 137V139L243 138H241V144H243L244 145V143L246 142V146H248V145H252V143H254V141H257V138ZM4 138V137H3ZM108 138V137H107ZM112 138V137H111ZM110 138V139H111ZM149 138V137H148ZM225 139H223L222 141L225 143L226 141H228V139H229V137H224ZM250 138V139H249ZM102 140V139H101ZM107 140V139H106ZM156 140V139H155ZM230 140V139H229ZM3 141V140H2ZM71 141V144H69V142ZM109 141V140H108ZM161 141V140H160ZM244 141V142H243ZM23 142V141H22ZM102 142V141H101ZM144 142V141H143ZM221 142V141H220ZM14 143V142H13ZM103 143V142H102ZM227 143V142H226ZM116 144V143H115ZM118 144H119V142H118ZM139 144V143H138ZM163 144V143H162ZM228 145H232V142L231 141H229L228 143H227ZM98 145H101L100 143L98 144ZM103 145V144H102ZM102 145H101V148H103L104 149V146L102 147ZM107 145V144H106ZM114 145V144H113ZM156 145V144H155ZM187 145V144H186ZM18 146V145H17ZM151 146H153V145H151ZM168 146V145H167ZM246 146H244V147H246ZM82 147V148H81ZM98 147V146H97ZM100 147V146H99ZM108 147V146H107ZM116 147V146H115ZM134 147V146H133ZM154 147V146H153ZM189 147V146H188ZM230 147H232V146H230ZM13 148V147H12ZM92 148V147H91ZM95 148V147H94ZM94 148H93V150H94ZM113 148V147H112ZM111 148V149H112ZM147 148V147H146ZM145 148V149H146ZM159 148V147H158ZM171 148V147H170ZM182 148V147H181ZM184 148V147H183ZM88 149V148H87ZM86 149V150H87ZM89 149H90V147H89ZM106 149H109V148H106ZM106 149H105V151L103 150V152H106ZM166 149V148H165ZM229 149V148H228ZM231 149V148H230ZM92 150V149H91ZM90 150V151H91ZM97 150V149H96ZM101 151H102V149H100ZM138 150V149H137ZM162 150V149H161ZM113 151V150H112ZM148 151V150H147ZM174 151V150H173ZM173 151H170V152H173ZM235 151V150H234ZM54 152V153H55ZM93 152V151H92ZM91 152V153H92ZM97 152H98V150H97ZM102 152V153H103ZM108 152V151H107ZM106 152V153H107ZM150 152V151H149ZM158 152V151H157ZM27 153V152H26ZM56 153H55V156H57L56 155ZM99 153V152H98ZM106 153L104 154L103 153V155H106ZM181 153V152H180ZM189 153V152H188ZM236 153V152H235ZM234 153V154H235ZM94 154V153H93ZM108 154V153H107ZM144 154V153H143ZM174 154V153H173ZM240 154H241V152H240ZM248 154V153H247ZM20 155V154H19ZM53 156H54V154H52ZM88 155H89V153H88ZM102 155V156H103ZM45 156H46V154H45ZM51 156V154L49 155V158H52V157H50ZM90 156V155H89ZM108 156V155H107ZM156 156V155H155ZM237 156H238V154H237ZM237 156H235V157H237ZM105 157V156H104ZM109 157V156H108ZM112 157V159H113V156H111ZM163 157V156H162ZM45 158V157H44ZM47 158V157H46ZM90 158V157H89ZM116 158V157H115ZM166 158V157H165ZM183 158V157H182ZM232 158H234V157H232ZM241 158L242 159H245V161L247 162V164H245V165H243L242 164V167H243V171H244V169H245V171H248V173H251V174H253V177H255L254 175V171H255V169H256V167L255 166H253V162H252V159L254 160V161H256V160H259V158H258V156H257V154L256 153H254L253 152V154L250 156V158H248V156L246 157V155H241ZM252 158V159H251ZM93 159V158H92ZM105 159V158H104ZM123 159V158H122ZM127 159V158H126ZM190 159H191V157H190ZM237 159L238 160H240V156H238L237 157ZM52 160V159H51ZM84 160V161H83ZM109 160V159H108ZM119 160V159H118ZM117 160V161H118ZM167 160V159H166ZM192 160V159H191ZM37 161V160H36ZM50 161V160H49ZM102 161V160H101ZM114 161V160H113ZM112 161V162H113ZM187 161V160H186ZM237 161V160H236ZM8 162V161H7ZM42 162V161H41ZM43 162H44V159H43ZM90 162V161H89ZM115 162V161H114ZM153 162V161H152ZM165 162V161H164ZM168 162V161H167ZM190 162V161H189ZM188 162V163H189ZM250 162H251V164H250ZM49 163H51V162H49ZM53 163V162H52ZM171 163V162H170ZM116 164V163H115ZM153 164V163H152ZM167 164H169V163H167ZM251 165V169H249L250 167H248L247 165ZM42 165V164H41ZM44 165H46V164H44ZM109 165V164H108ZM171 165V164H170ZM1 166V165H0ZM34 166V165H33ZM36 166V165H35ZM117 166V165H116ZM121 166V165H120ZM152 166V165H151ZM176 166V165H175ZM38 167V166H37ZM110 167V166H109ZM241 167V166H240ZM31 168V167H30ZM32 168H34V167H32ZM39 168V167H38ZM48 168V167H47ZM57 168V167H56ZM118 168H119V165H118ZM3 169V168H2ZM37 169V168H36ZM35 169V170H36ZM53 169V168H52ZM59 169H61V168H59ZM111 169V168H110ZM240 169V168H239ZM9 170V169H8ZM55 170V169H54ZM62 170V169H61ZM40 171V170H39ZM48 171V170H47ZM63 171V170H62ZM61 171V172H62ZM109 171V170H108ZM172 171V170H171ZM12 172V171H11ZM58 172H60V171H58ZM113 171H110V172H108V174L110 173H112ZM125 172V171H124ZM24 173V172H23ZM40 173V172H39ZM42 173V172H41ZM45 173V172H44ZM43 173V174H44ZM127 173V172H126ZM153 173V172H152ZM156 173V172H155ZM160 173V172H159ZM4 174V173H3ZM34 174H36L35 172H34ZM42 174V175H43ZM58 174V173H57ZM62 174V173H61ZM60 174V175H61ZM109 174V175H110ZM113 174V173H112ZM111 174V175H112ZM120 174V173H119ZM5 175V174H4ZM108 175V176H109ZM188 175V174H187ZM238 175V174H237ZM38 177H39V175H37ZM36 176V177H37ZM169 176V175H168ZM241 176V175H240ZM240 176H238V178L240 177ZM251 176V175H250ZM34 177V176H33ZM110 177V176H109ZM109 177H108V183H107V181H106V183L105 182H103L102 181V183L100 182L101 180L99 179V178H97V181H99L101 184H98V185H96L95 183H93V182H91V180H87V187H88V191H89V198L91 199L89 202H87V200H86V202L87 203H85V214L82 216H79V217H81V218H83V219H85L86 218V216L88 215V214H90V212L93 210V209H96V205L94 206L93 204V200H95L94 202L97 204V202H96V200H102V199H104V198H106V197H110L111 199V201L114 203V205H115V208H116V214H121L120 212L122 211L121 209H123L124 211L126 210V208L123 206V205H121V204H119V206H118V204L115 202V200H114V198L116 197V199L118 200V197H119V200H120V198L122 199L123 197H124V199L126 198V196H127V192L122 188V192H120V191H118V192H120V193H117V195H116V191L114 190H112V188L110 187V185L111 184H113V183H111V182H113L112 181V179H109ZM163 177V176H162ZM252 177V176H251ZM252 177V178H253ZM257 177V176H256ZM255 177V178H256ZM1 178V177H0ZM10 178V177H9ZM30 178H32V177H30ZM111 178V177H110ZM123 178V177H122ZM151 178V177H150ZM8 179V178H7ZM34 179V178H33ZM40 179V178H39ZM87 179V178H86ZM104 179V178H103ZM257 179V178H256ZM164 180V179H163ZM172 180V179H171ZM174 180V179H173ZM239 180V179H238ZM253 180H254V178H253ZM258 180V179H257ZM10 181V180H9ZM34 181V180H33ZM36 181V180H35ZM192 181V180H191ZM256 181V180H255ZM4 182V181H3ZM118 182V181H117ZM164 182V181H163ZM190 182V181H189ZM257 182H259V181H257ZM29 183V182H28ZM174 183V182H173ZM260 183V182H259ZM20 184V183H19ZM73 184V183H72ZM105 184V186H107V184H109L108 185V187H107V189L105 188V186H103ZM165 184V183H164ZM172 184V183H171ZM244 184H245V181H244ZM4 185H6V184H4ZM74 185V184H73ZM116 185V184H115ZM159 185V184H158ZM166 185V184H165ZM3 185H0V217L1 218H3V219H5L6 217L8 218L9 217V215H12V213H14V212H16L15 210H17L16 208L17 207H15V204H17L18 206L20 205H27L28 204V200H26V199H29L30 197V195L29 194H24V195H18V193L17 192H14L15 191V189H14V191H13V188H15V187H13L12 189L10 188H7V186H9V185H7L6 187L4 186V187H2ZM20 186V185H19ZM23 186V185H22ZM113 186H114V184H113ZM73 187V186H72ZM110 187V188H109ZM151 187V186H150ZM150 187H149V189H150ZM156 187V186H155ZM158 187V186H157ZM170 187V186H169ZM33 188V187H32ZM86 188V187H85ZM105 188V189H104ZM115 188V187H114ZM113 188V189H114ZM140 188V187H139ZM153 188V187H152ZM160 188V187H159ZM132 189V188H131ZM149 189H148V191H149ZM162 189V188H161ZM187 189V188H186ZM78 190V189H77ZM120 190V189H119ZM123 190H124V192H123ZM173 190V189H172ZM23 191V190H22ZM72 191H74V190H72ZM143 191V190H142ZM190 191V190H189ZM24 192V191H23ZM129 192H132V191H129L128 190V195H129ZM152 192V191H151ZM158 192V191H157ZM160 192V191H159ZM260 192H261V190H260ZM17 193V194H16ZM20 193V192H19ZM88 193V192H87ZM138 193V192H137ZM155 193V192H154ZM153 193V194H154ZM177 193V192H176ZM31 194V193H30ZM38 194V193H37ZM135 194H136V192H135ZM115 197H114V196ZM131 195V194H130ZM130 195H129V197H130ZM134 195V194H133ZM132 195V196H133ZM165 195V194H164ZM196 195V194H195ZM34 196V195H33ZM114 198H113V197ZM150 196V195H149ZM152 196V195H151ZM173 196V195H172ZM193 196V195H192ZM15 197V200H12L13 198ZM88 197V196H87ZM134 197H135V195H134ZM137 195H136V199H135V203H138L139 205L138 206H140V208H141V206H142V208H144V211L143 210H140V212L137 214V212H135L134 210V212H135V215L137 216V215H140L141 216V218H140V220L139 221H137L138 219H139V217H138V219L137 218H135L134 216L132 217V216H129V217H124V215H123V217L124 218H126L125 220H123V219H121L122 217H120L119 215H117V217L119 216L120 217V223L123 225V226H125L126 227V229H131V230H133V232L136 234V236H137V240H139V244L141 245V251H139V255L137 256V254L136 255H134L135 254V252L134 253H132V252H129L128 254L127 253H124V255H125V257H124V260H122V261H124V264H133L134 263V260L135 259H137L136 260V262L137 261H139V264H165V263H167V264H170V261H169V259L167 258L169 255H170V257H171V254L170 253H172V251L170 252H168L169 253V255H166V254H168V253H164V252H166V250H167V248H166V250L164 249V247H165V245H164V241H166V240H168V239H165V238H163L161 235H160V233L161 232H163V229L165 228V229H168V232H167V234L169 235V239H171V241L173 240V242H170L169 241V244L170 245H172V248H174V250H175V254L177 253V252H179L180 253V255H177L178 257H176L175 255H173L172 257V260H174V262H172V263H177L178 261H180V263L181 264H184V263H186V264H206V260L204 259V258H206V256H205V254H203V252H202V254L204 255H201L198 251L199 250H195L197 247L196 246H198V244L197 245H195V247L194 246H192V244H191V241H192V239H191V241L189 240V235H186V234H188V233H184V235L183 234H180L178 231H177V229L179 228V226L177 227V224L176 223H173V224H170V225H164V223L162 222V221H164L165 220V218H164V220H162L161 222H160V224H159V222H158V224L156 223V225L154 224L155 223V221H154V223L152 222V221H150V216L148 217V215H149V213H147L146 211H148V209H147V207H146V209H145V207H144V205H146V204H144L143 202H140V197H139V199L137 200ZM169 197V196H168ZM196 197V196H195ZM12 198V199H11ZM131 198V197H130ZM157 198V197H156ZM190 198V197H189ZM151 199V198H150ZM194 199H196V198H194ZM123 200V199H122ZM128 200H130V199H128V197H127V200H126V202H128ZM144 200V199H143ZM142 200V201H143ZM161 200H162V198H161ZM164 200V199H163ZM162 200V201H163ZM189 200V199H188ZM119 202V201H118ZM124 202H125V200H124ZM133 202V203H134ZM149 202V201H148ZM168 202V201H167ZM195 202V201H194ZM15 203V204H14ZM27 203V204H26ZM122 203V202H121ZM129 203V202H128ZM132 203V202H131ZM133 203L132 204H128V206H130V208L131 207H133L134 205H133ZM166 203V202H165ZM170 203V202H169ZM13 204H14V207H13ZM126 204V203H125ZM182 204V203H181ZM16 205V206H17ZM39 205V204H38ZM84 205V204H83ZM120 205H121V207H120ZM185 205V204H184ZM28 206V205H27ZM26 206V207H27ZM30 206H32V205H30ZM29 206V207H30ZM36 206V205H35ZM125 208H123V207ZM127 206V205H126ZM136 206V205H135ZM137 206V207H138ZM29 207H27V208H29ZM41 207V206H40ZM39 207V208H40ZM121 209H120V208ZM157 207V206H156ZM170 207V206H169ZM195 207V206H194ZM24 208V207H23ZM129 208V207H128ZM141 208V209H142ZM175 208V207H174ZM180 208V207H179ZM250 208V207H249ZM20 209V208H19ZM22 209V208H21ZM30 209V208H29ZM98 209V208H97ZM118 209H120L121 211L120 212H118L119 210ZM132 209H135V208H132ZM41 210V209H40ZM43 210V209H42ZM130 211H131V213H133L134 214V212H132V210L131 209H129ZM128 210V211H129ZM136 210H138L137 208H136ZM152 210V209H151ZM150 209H149V211L148 212H150L151 211ZM172 210H173V208H172ZM194 210V209H193ZM196 210V209H195ZM244 210H248V205H247V207H246V209H244ZM26 211V210H25ZM44 211V210H43ZM95 211V210H94ZM127 211V210H126ZM126 211H125V213H126ZM33 212V211H32ZM36 212H37V210H36ZM152 213H153V211H151ZM193 212V211H192ZM196 212V211H195ZM17 213V212H16ZM94 213V212H93ZM128 213H130V212H128ZM40 214V213H39ZM123 214H124V212H123ZM132 214V215H133ZM143 214V215H142ZM151 214V213H150ZM160 214V213H159ZM159 214H156V215H159ZM189 214V213H188ZM247 214V213H246ZM131 215V214H130ZM153 215V214H152ZM16 216V215H15ZM23 216V215H22ZM30 216H31V214H30ZM47 216V215H46ZM78 216V215H77ZM126 216H127V214H126ZM154 216V215H153ZM11 217V216H10ZM36 217V216H35ZM45 217V216H44ZM113 217V216H112ZM131 217V218H130ZM171 217V216H170ZM187 217H188V215H187ZM21 218V217H20ZM23 218V217H22ZM26 218H29V217H26ZM40 218V217H39ZM128 218H130V219H137L136 221H134L133 219V221L135 222V223H127V221H128ZM163 218V217H162ZM184 218V217H183ZM248 218V217H247ZM2 219V220H3ZM109 219H111V217L109 218ZM118 219V218H117ZM130 219H129V221L128 222H130ZM188 219V218H187ZM5 220H7V219H5ZM15 220V219H14ZM28 220V219H27ZM119 220V219H118ZM189 220V219H188ZM249 220V219H248ZM106 221V220H105ZM108 221V220H107ZM112 221V220H111ZM166 221V220H165ZM184 221V220H183ZM194 221V220H193ZM192 221V222H193ZM87 222V221H86ZM114 222V221H113ZM174 222V221H173ZM176 222V221H175ZM242 222V221H241ZM88 223V222H87ZM106 223H108V222H106ZM168 223V222H167ZM172 223V222H171ZM39 224V223H38ZM84 224V222L81 224V225H83ZM112 224V223H111ZM176 224V225H175ZM10 226V225H9ZM12 226V225H11ZM144 226H145V228H144ZM146 226H148L147 228L148 229H150L149 231H148V229L147 230H144V234H145V236H144V234L142 235V232H139V231H136V229H135V227H138L139 229L140 228H143V229H146ZM155 226H161L162 227V230H161V228H159V229H155V228H157V227H155ZM78 227H79V225H78ZM83 227V226H82ZM85 227V226H84ZM164 227V228H163ZM222 227H223V225H222ZM233 227V226H232ZM93 228V227H92ZM184 228V227H183ZM229 228V227H228ZM80 229V228H79ZM125 229V230H126ZM135 229V230H134ZM142 229V230H143ZM185 229V228H184ZM187 229V228H186ZM185 229V230H186ZM234 229V228H233ZM48 230V229H47ZM181 230V229H180ZM238 230V229H237ZM93 231V230H92ZM103 231V230H102ZM176 231L178 232V234H176ZM183 231V230H182ZM224 231V230H223ZM232 231V230H231ZM84 232V231H83ZM87 232V231H86ZM151 232V233H150ZM154 232V233H153ZM157 234H156V233ZM184 232V231H183ZM80 233V232H79ZM85 233V232H84ZM150 235H152V237H154L153 239L154 240H152V241H150L151 239H149L148 237L150 236ZM164 233H166V232H163V235H165ZM234 233V232H233ZM238 233V232H237ZM63 234V233H62ZM180 234V235H179ZM190 234V233H189ZM147 235H149L148 237H147ZM186 235V236H185ZM191 235V234H190ZM80 236H82V235H80ZM165 236H167V235H165ZM53 237V236H52ZM79 237V236H78ZM112 237V236H111ZM114 237V236H113ZM112 237V238H113ZM135 237V236H134ZM188 237V238H187ZM193 237H194V235H193ZM92 238V237H91ZM105 238V237H104ZM133 238V237H132ZM131 238V239H132ZM167 238V237H166ZM232 238V237H231ZM81 239V238H80ZM85 239V238H84ZM111 239V238H110ZM126 239V238H125ZM131 239H130V241H131ZM187 239H188V241H190V242H188L187 241ZM226 239V238H225ZM241 239V238H240ZM48 240V239H47ZM56 240V239H55ZM133 240H134V238H133ZM136 240V241H137ZM164 240V241H163ZM51 241V240H50ZM62 241V240H61ZM94 241V240H93ZM125 241V240H124ZM229 241V240H228ZM240 241V240H239ZM60 242V241H59ZM128 242V241H127ZM135 242V241H134ZM138 242V241H137ZM136 242V243H137ZM168 242V241H167ZM167 242H166V245H167ZM200 242V241H199ZM56 243V242H55ZM107 243V242H106ZM118 243H120V242H118ZM124 243V242H123ZM155 243H156V246L159 244V245H163L164 247L162 248V250H161V248L159 249V247H156L155 246ZM172 243V244H171ZM195 243V242H194ZM193 243V244H194ZM201 243V242H200ZM62 244H64V243H62ZM133 244V243H132ZM168 244V245H169ZM202 244V243H201ZM200 244V245H201ZM220 244V243H219ZM222 244V243H221ZM240 244H242V243H240ZM56 245V244H55ZM109 245V244H108ZM112 245V244H111ZM134 245V244H133ZM190 245V246H189ZM223 245V248H224V244H222ZM57 246V245H56ZM160 246V247H161ZM174 246V247H173ZM187 246L189 247V248H187ZM227 246V245H226ZM228 246H230V245H228ZM97 247H99V246H97ZM130 247H132L131 245H130ZM167 247V246H166ZM203 247V246H202ZM202 247H200V249L202 250ZM219 247H221L222 248V246H220L219 245ZM232 247V246H231ZM62 248V247H61ZM72 248V247H71ZM94 248V247H93ZM122 248V247H121ZM139 248V247H138ZM171 248V249H172ZM187 248V249H186ZM198 248H199V246H198ZM204 248H206V247H204ZM58 249V248H57ZM74 249V248H73ZM140 249V248H139ZM187 251H186V250ZM229 249H231V248H229ZM59 250V249H58ZM61 250V249H60ZM60 250H59V252H60ZM63 250V249H62ZM92 250V249H91ZM115 250V249H114ZM126 250V249H125ZM165 250V251H164ZM204 250V249H203ZM209 251H206L207 252V254H208V252H211L212 250H210V249H208ZM220 250V249H219ZM224 250H226V251H229V250H227V249H224ZM221 251V252H226V251ZM53 251V250H52ZM102 251V250H101ZM104 251V250H103ZM130 251V250H129ZM133 251V250H132ZM137 251V250H136ZM177 251V252H176ZM73 252V251H72ZM71 252V253H72ZM121 252H123V251H121ZM183 254H182V253ZM201 252V251H200ZM214 252V251H213ZM219 253V254H222V253ZM250 252H252V251H250ZM249 252V253H250ZM49 253V252H48ZM89 253H90V251H89ZM174 253V252H173ZM172 253V254H173ZM227 253V252H226ZM241 253V252H240ZM246 253V252H245ZM73 254V253H72ZM74 254H75V252H74ZM81 254V253H80ZM211 254V253H210ZM231 252L229 253V255L231 256ZM67 255H69V254H67ZM77 255V254H76ZM97 255V254H96ZM95 255V256H96ZM102 255V254H101ZM110 255V254H109ZM108 255V256H109ZM223 255H224V253H223ZM222 255V256H223ZM227 255V254H226ZM46 256V255H45ZM44 256V257H45ZM48 256V255H47ZM60 256V255H59ZM94 256V257H95ZM209 256H211V255H209ZM208 256V257H209ZM228 256V255H227ZM230 256H228V258L230 257ZM234 256V255H233ZM244 256V255H243ZM14 257V256H13ZM22 257V256H21ZM26 257V256H25ZM100 257H102V256H100ZM104 257H106V256H104ZM219 257V256H218ZM226 257V256H225ZM8 258H10V256L8 257ZM27 258V257H26ZM68 258V257H67ZM71 258V257H70ZM114 258V257H113ZM123 258V257H122ZM213 258V257H212ZM211 258V259H212ZM221 258V257H220ZM230 258H232V257H230ZM233 258H235V256L233 257ZM242 258V257H241ZM246 258H248V257H246ZM6 259V258H5ZM4 259V260H5ZM63 259V258H62ZM69 259V258H68ZM90 259V261H92L91 260V258H89ZM106 259V258H105ZM109 259V258H108ZM115 259V258H114ZM171 259V258H170ZM216 259H217V257H216ZM244 259V258H243ZM24 260V259H23ZM30 260V259H29ZM48 260V259H47ZM75 260V259H74ZM94 260H98V261H100V263H102L103 261H101V260H104V258L102 257V259L100 260L99 258H98V256L96 257V259H94ZM213 260H215V259H213ZM213 260H209V258H208V261H210V263L212 264V262L214 263L215 261H213ZM2 261V260H1ZM42 261V260H41ZM98 261H94L95 262V264H97L98 263ZM153 261V262H152ZM212 261V262H211ZM229 261H232V259L230 260L229 259ZM233 261L234 262H236V260H234L233 259ZM232 261V264L234 263ZM242 261H244V260H242ZM253 261V260H252ZM48 262V261H47ZM53 262V261H52ZM51 262V263H52ZM73 262V261H72ZM85 262V261H84ZM108 262V261H107ZM109 262H110V260H109ZM117 262V261H116ZM184 262V263H183ZM217 262H219L218 260H217ZM216 262V263H217ZM255 262V261H254ZM45 263V262H44ZM88 263V262H87ZM100 263H98V264H100ZM111 263H113V262H111ZM118 263V262H117ZM179 263V262H178ZM177 263V264H178ZM179 263V264H180ZM209 262L207 263V264H210ZM237 263V262H236ZM239 264H240V262H238ZM237 263V264H238ZM242 263V262H241ZM250 263V262H249ZM64 264V263H63ZM68 264V263H67ZM104 264V263H103ZM120 264V263H119ZM138 264V263H137ZM242 264H244V263H242Z\"/></svg>",
	"mask_w": 264,
	"mask_h": 264
}]
</instances>
